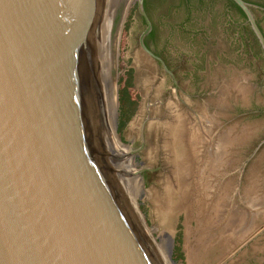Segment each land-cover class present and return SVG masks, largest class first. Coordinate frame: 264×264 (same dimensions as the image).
<instances>
[{"label": "rangeland", "instance_id": "rangeland-1", "mask_svg": "<svg viewBox=\"0 0 264 264\" xmlns=\"http://www.w3.org/2000/svg\"><path fill=\"white\" fill-rule=\"evenodd\" d=\"M251 6L264 34V10ZM145 10L148 48L173 75L140 45L137 0H121L98 94L108 159L142 236L159 264H264L263 48L230 0H147Z\"/></svg>", "mask_w": 264, "mask_h": 264}, {"label": "water", "instance_id": "water-1", "mask_svg": "<svg viewBox=\"0 0 264 264\" xmlns=\"http://www.w3.org/2000/svg\"><path fill=\"white\" fill-rule=\"evenodd\" d=\"M233 1L264 51L251 5L262 7ZM120 3L0 0V264H159L108 159L99 110ZM137 3L140 45L173 75L148 48L153 25Z\"/></svg>", "mask_w": 264, "mask_h": 264}, {"label": "trees", "instance_id": "trees-1", "mask_svg": "<svg viewBox=\"0 0 264 264\" xmlns=\"http://www.w3.org/2000/svg\"><path fill=\"white\" fill-rule=\"evenodd\" d=\"M182 1H185V2H187V3H189V1H191V0H182ZM230 2H231V4H232V6L234 7V8H236L245 18H247L245 15H244V13L240 10V8L235 4V2L233 1V0H230ZM144 7H145V9H147V0H145L144 1ZM122 128V127H121Z\"/></svg>", "mask_w": 264, "mask_h": 264}, {"label": "bare ground", "instance_id": "bare-ground-1", "mask_svg": "<svg viewBox=\"0 0 264 264\" xmlns=\"http://www.w3.org/2000/svg\"><path fill=\"white\" fill-rule=\"evenodd\" d=\"M113 54V53H112ZM112 59V58H111ZM111 64V63H110ZM110 69V68H109ZM109 84V83H108ZM108 86V85H107Z\"/></svg>", "mask_w": 264, "mask_h": 264}]
</instances>
